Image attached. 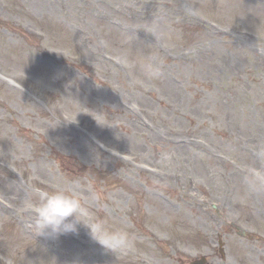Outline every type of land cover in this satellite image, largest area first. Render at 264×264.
Listing matches in <instances>:
<instances>
[{"label":"rangeland","instance_id":"rangeland-1","mask_svg":"<svg viewBox=\"0 0 264 264\" xmlns=\"http://www.w3.org/2000/svg\"><path fill=\"white\" fill-rule=\"evenodd\" d=\"M203 255L264 264V0H0V264Z\"/></svg>","mask_w":264,"mask_h":264},{"label":"water","instance_id":"water-1","mask_svg":"<svg viewBox=\"0 0 264 264\" xmlns=\"http://www.w3.org/2000/svg\"><path fill=\"white\" fill-rule=\"evenodd\" d=\"M204 262H205V258H202L201 261L194 262L193 264H204Z\"/></svg>","mask_w":264,"mask_h":264}]
</instances>
